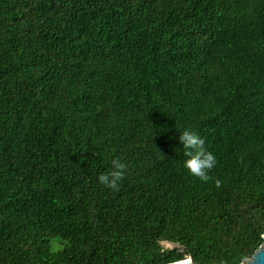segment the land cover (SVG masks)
Masks as SVG:
<instances>
[{"label": "trees", "instance_id": "16d2710c", "mask_svg": "<svg viewBox=\"0 0 264 264\" xmlns=\"http://www.w3.org/2000/svg\"><path fill=\"white\" fill-rule=\"evenodd\" d=\"M261 231L264 0H0V264H238Z\"/></svg>", "mask_w": 264, "mask_h": 264}, {"label": "clouds", "instance_id": "9594fccd", "mask_svg": "<svg viewBox=\"0 0 264 264\" xmlns=\"http://www.w3.org/2000/svg\"><path fill=\"white\" fill-rule=\"evenodd\" d=\"M179 141L183 145L184 155L188 157L184 161V167L188 172L204 183L214 180L215 186L220 188L222 185L221 180L214 179L210 175L217 160L215 155L205 148V140L196 132L186 128L180 132ZM127 168L128 165L126 163L114 160L112 170L100 174L98 181L101 185L113 191H119V182L125 178ZM259 237L264 240V231L259 233ZM257 247H259V244ZM168 264H195V258L185 254L183 259L169 260Z\"/></svg>", "mask_w": 264, "mask_h": 264}, {"label": "water", "instance_id": "95a60500", "mask_svg": "<svg viewBox=\"0 0 264 264\" xmlns=\"http://www.w3.org/2000/svg\"><path fill=\"white\" fill-rule=\"evenodd\" d=\"M238 264H264V240L250 258H245Z\"/></svg>", "mask_w": 264, "mask_h": 264}, {"label": "rangeland", "instance_id": "374dc122", "mask_svg": "<svg viewBox=\"0 0 264 264\" xmlns=\"http://www.w3.org/2000/svg\"><path fill=\"white\" fill-rule=\"evenodd\" d=\"M58 247H59V245H56V244H55V247H54V248H58Z\"/></svg>", "mask_w": 264, "mask_h": 264}]
</instances>
